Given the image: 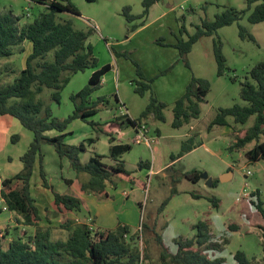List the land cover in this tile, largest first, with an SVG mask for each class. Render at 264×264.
I'll return each mask as SVG.
<instances>
[{
  "label": "rangeland",
  "instance_id": "rangeland-1",
  "mask_svg": "<svg viewBox=\"0 0 264 264\" xmlns=\"http://www.w3.org/2000/svg\"><path fill=\"white\" fill-rule=\"evenodd\" d=\"M261 1L254 0L237 21L221 26L211 35L200 37L187 54L189 66L179 49L172 44L181 36L187 38V33L181 32L183 24L192 33L203 19H213L228 7L248 8V0H156L150 5L148 14L133 20H128L125 7L129 6L130 13L139 15L144 10V0H72L78 13L69 10L56 13L58 21L70 19L75 28L87 32L86 42L92 47L97 66L105 62L113 65V69L103 74L102 82L89 95L91 101L103 97L107 103L99 102L98 110L87 119L99 121L106 128L111 127V123L117 124V129L113 128L114 141L130 143L132 147L113 156L109 135L80 117L68 122L66 130L71 133L65 141L85 143V150L79 153L82 162L96 152L102 154V159L107 162L123 161L132 175L140 180L135 184L114 176L108 181L105 193L87 194L84 200L81 199L80 209L68 213L71 212L75 221H82L85 216H95L98 220L102 218L107 222L103 224L109 228L116 226L120 220L129 223L132 232L137 234L134 242L142 249L138 264H164L154 225L167 247L176 251V239L193 237L197 231L195 223L200 219L210 221L212 240L209 247L203 248L211 257H223L224 264H239L234 254L236 250L243 249L255 264H264L262 229L259 226L262 218L253 214L256 208L252 202L257 198L252 195L256 189L260 190L264 200V159L253 160L247 155L255 139L242 147L230 148L238 133L253 124L255 116H250L246 122H237L234 116L229 115L228 124H215L209 128L219 107L235 102L246 103L241 96V82L250 77L252 66L264 61V20L253 23L248 19L251 10ZM45 9L46 5L38 0H0V12H11L18 17V27L33 21ZM240 23L254 34L255 39L240 34ZM217 39L221 42L227 64L222 75L217 73L214 52V41ZM30 51L31 42L24 39L13 45L12 54L0 57L1 84L14 79L24 67ZM49 54L52 56L51 52ZM137 64L144 76L137 72ZM91 71L92 67H87L73 73L60 90L59 102L51 98V88L48 87L35 93V96L50 107L53 115L65 118L73 110L70 94L87 84ZM193 75L208 78L211 88L205 101L201 102L200 115L181 126H174L173 106L185 92ZM148 78H154L152 87L142 94L135 87L142 81H149ZM152 95L166 103L163 108L165 117L158 118L153 112L142 117L140 124L146 126L148 139L143 137L136 142L134 138L139 134L128 117L140 118ZM7 116L16 121V125L10 126V131L11 134L17 133L18 137L12 139L11 135L4 134L0 125V176H10L22 167L20 155L33 139L30 129L16 118ZM191 136L203 143L173 160L172 154H178L184 141L190 143ZM90 137L95 140L89 142ZM263 138L264 133L260 140ZM48 145V142L42 143V152L47 160L51 159ZM36 169L31 179L40 178L39 167ZM57 169L64 175L69 172L66 166L61 171L59 167L54 171ZM192 169L202 171L198 181L185 175ZM226 172H232L231 177L221 179ZM209 177L216 184L210 185ZM32 185L30 189L40 204L39 211L43 216L40 225L52 226V238H66L68 230L60 226L61 215L53 212L47 198L37 192L35 181ZM57 186L61 188L63 184L60 182ZM173 188L176 191L172 192ZM79 189L82 190L81 187ZM171 194L169 202L159 212L161 203ZM213 196L220 199L218 206L213 204ZM0 201L4 200L0 197ZM15 216V212L8 213L6 209L0 211L2 244L11 238H23L24 230L31 233L35 228L28 227ZM88 220L95 226L93 218Z\"/></svg>",
  "mask_w": 264,
  "mask_h": 264
},
{
  "label": "trees",
  "instance_id": "trees-1",
  "mask_svg": "<svg viewBox=\"0 0 264 264\" xmlns=\"http://www.w3.org/2000/svg\"><path fill=\"white\" fill-rule=\"evenodd\" d=\"M156 0H144V10L139 15L130 13V7L124 9L128 20L149 13L150 5ZM246 9H238L235 6L228 7L217 13L213 19L205 18L201 24L196 25V30L190 33L185 24L181 32L187 33V38L181 36L172 43L179 49L180 55L189 66L187 54L191 51L194 43L204 35H211L221 26L231 24L243 17L247 9L251 7L254 0H248ZM46 9L39 13L33 21L18 27L15 17L11 12H0V57L8 56L13 52V45L24 39L31 42V51L25 58V65L7 83L1 84L0 75V114L8 113L19 120V122L30 129L33 139L27 149L20 155L22 167L10 176L0 178V197L7 205L8 210H14L21 215L16 217L23 224L35 227L31 233L23 231L21 236L8 239L6 243L0 242V264H138L141 261L142 249L140 244L134 242L137 234L132 232L129 223L119 221L114 228H95L86 221H75L66 213L78 210L81 207V198L72 192H59L48 183L46 173L42 164V143L48 142L53 145L60 157H67L71 167L78 174L85 172L87 179L81 181L82 190L102 194L106 192L108 181L114 176L126 178L135 184L140 180L132 175L123 161L110 163L102 160V154L92 153L85 162L79 158V153L85 150V143H67L65 137L71 133L66 130L67 124L74 118H82L100 131L109 135L113 142L111 154L116 156L130 149L132 145L124 142H114V130L117 124L111 123V127L101 126L99 121L88 120L87 117L98 110L99 102L107 103L103 97L89 100L91 91L100 85L101 76L110 69L109 62L97 66L96 57L90 43L86 42L87 32L75 28L70 19L58 21L56 13L59 10H69L78 13V8L72 0H42ZM248 19L255 23L264 20V0L257 3L248 15ZM240 25V34L248 35L255 39L253 33L249 32L245 25ZM134 28L136 27L133 26ZM51 52L52 56L49 54ZM214 52L217 60V73L222 75L226 72V57L222 51L219 39L214 41ZM92 67L87 84L81 89L70 94L73 110L65 118H58L51 113L50 107L43 100L35 96L44 87L51 88L50 96L55 101H60V90L70 79V76L78 70ZM137 72L144 76L139 64ZM142 81L135 89L144 94L152 87L154 78ZM241 96L246 103L235 102L230 106L219 107L218 112L209 123L213 125L228 124V116H234L237 122H246L254 115L253 124L240 131L237 139L230 148L242 147L246 143L256 140L255 144L247 150V155L257 160L264 159V61H259L250 69V77L241 82ZM211 88L208 78L193 75L188 82L185 92L175 101L173 106L174 126H181L193 117H198L202 111L201 102ZM166 103L159 101L152 95L151 101L143 110L140 118L128 117L134 126L141 123L142 117L155 113L158 118L164 119L163 108ZM57 130L55 134L47 133L48 130ZM18 137L17 133L11 134L12 139ZM89 142L95 139L90 137ZM182 143L178 154H172V159L182 156L185 152L201 144L193 136ZM39 159V175L42 183L52 189V200L50 205L52 211L61 215L60 226L68 230L66 238H52V226L40 225L43 219L39 207L31 194L30 179L36 158ZM185 175L194 181L202 176V171L192 169ZM68 180V179H67ZM69 182V181H68ZM213 184H216L215 181ZM176 188L172 189V192ZM200 196L199 193H193ZM256 199H252L256 210L254 215H261L259 226L262 229L264 249V200L260 196V190L252 191ZM172 194L161 203L158 211L161 212L169 202ZM215 206L219 205L217 196L211 197ZM0 211L2 208L0 207ZM257 214H256V213ZM257 217V216H256ZM49 222V220L47 219ZM148 225V224H146ZM197 231L193 237L176 239L178 249L171 251L165 244L160 232H156V239L161 245V257L164 264H224L221 256L211 257L204 251V246L209 247L212 240V231L208 219H200L195 223ZM234 226V224H232ZM237 226V225H235ZM139 236V235H138ZM235 259L239 264H255L243 249L236 250Z\"/></svg>",
  "mask_w": 264,
  "mask_h": 264
},
{
  "label": "crops",
  "instance_id": "crops-1",
  "mask_svg": "<svg viewBox=\"0 0 264 264\" xmlns=\"http://www.w3.org/2000/svg\"><path fill=\"white\" fill-rule=\"evenodd\" d=\"M38 1H42V0H38ZM105 63H107V62H105ZM105 63H102V64H105ZM111 69H113V65L112 64H111V67H110L109 70H111ZM103 74H105V73H103ZM103 74L101 76V82L103 80ZM7 115L12 116L11 114H8V113L0 114V125L4 129V132H5L4 134L11 135L12 131H10V126L11 125H16L17 123H16V121L14 119H12L11 117H9ZM12 117H14V116H12ZM47 133H49V134H55V133H57V131H54V129H51V130H48ZM47 148H48L47 150L50 152L51 159L47 160V158H44V155H43L42 156V164H43V167H44V170H45V173H46V178L48 180V183L51 184L52 187H53V189L56 190V191H59V192H72L73 194L79 196L82 200H84V198L86 197L87 194L92 193V192H87L85 190H80L79 189V187H80L79 182L81 180H83V178H85V177L87 178V175L85 173H83V172L80 173V174H77L75 172V170L69 165L70 164L69 163V159H65V157L64 158L60 157L58 155V153L55 151L53 145L50 144V145L47 146ZM56 165H57V167L60 168V171L65 166L68 167L69 168L68 174L67 175L61 174L58 171V169L56 171H54L57 168ZM52 166L54 167L53 169L51 168ZM37 167H39V159H38V157L36 158L35 163H34V167H33L34 173L36 172V170H37L36 168ZM3 177H6V176H0V178H3ZM38 179H40V180H38ZM34 181L36 182V186L35 187L37 189V192L40 195L45 196L47 198V200H48V203H50L51 200H52V198H53V196H52V189L50 187L45 186L42 183L41 177L39 178L38 176H36L35 178L32 177V179H30V188L33 186L32 183ZM60 182L63 184V186L61 188H58L57 185H59ZM68 189H71V191H68ZM48 192H50V195L48 194ZM31 194L34 197L33 192H32V189H31ZM34 199H35V197H34ZM35 202L37 203V205L40 208V204H39V202L36 199H35ZM6 210L8 211V213L9 212H15L14 210H8V208ZM67 215L69 217H74V216H71V212L70 213H67ZM15 217L20 218L21 215L18 214V213H16V216ZM90 218H93V220H94L93 222H94V225L95 226L91 225L88 222L89 221L88 219H90ZM82 221H86L87 223H89L91 226H93L95 228H101V229H103V228H109L105 224H103V222L107 223L106 221H103L102 218H99V220L98 219H95V216H89L88 218L86 216L85 217H82ZM29 226L30 225H28V227ZM114 227H111V228H114Z\"/></svg>",
  "mask_w": 264,
  "mask_h": 264
},
{
  "label": "built area",
  "instance_id": "built-area-1",
  "mask_svg": "<svg viewBox=\"0 0 264 264\" xmlns=\"http://www.w3.org/2000/svg\"><path fill=\"white\" fill-rule=\"evenodd\" d=\"M145 128H146V126L143 125V124H138V125L135 126V129H136V131H137V133L139 135H136L135 136L134 141L140 142L143 137H145L146 139H148L147 133H146L147 130H145ZM150 172L152 173L153 170H151ZM0 207L2 208V210L3 209H7V205L4 202H1V201H0Z\"/></svg>",
  "mask_w": 264,
  "mask_h": 264
},
{
  "label": "water",
  "instance_id": "water-1",
  "mask_svg": "<svg viewBox=\"0 0 264 264\" xmlns=\"http://www.w3.org/2000/svg\"><path fill=\"white\" fill-rule=\"evenodd\" d=\"M231 173H232V172H226V173H224V174L222 175L221 179H223V180L229 179V178L231 177V176H230ZM204 175L206 176L207 173L205 172ZM208 183H209L210 185L214 183L212 177H209V178H208Z\"/></svg>",
  "mask_w": 264,
  "mask_h": 264
}]
</instances>
